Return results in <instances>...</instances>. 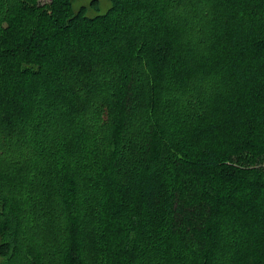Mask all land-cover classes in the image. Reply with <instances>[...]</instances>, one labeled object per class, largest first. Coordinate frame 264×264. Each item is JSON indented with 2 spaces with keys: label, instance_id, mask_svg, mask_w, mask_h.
<instances>
[{
  "label": "trees",
  "instance_id": "trees-1",
  "mask_svg": "<svg viewBox=\"0 0 264 264\" xmlns=\"http://www.w3.org/2000/svg\"><path fill=\"white\" fill-rule=\"evenodd\" d=\"M109 2L0 0V264H264V0Z\"/></svg>",
  "mask_w": 264,
  "mask_h": 264
},
{
  "label": "rangeland",
  "instance_id": "rangeland-1",
  "mask_svg": "<svg viewBox=\"0 0 264 264\" xmlns=\"http://www.w3.org/2000/svg\"><path fill=\"white\" fill-rule=\"evenodd\" d=\"M49 0H41V2H46ZM98 7L90 5L91 0H73V8L77 9L79 6L84 5L87 7V15L94 16L103 13L110 5L109 0H98ZM1 260V257H0Z\"/></svg>",
  "mask_w": 264,
  "mask_h": 264
}]
</instances>
